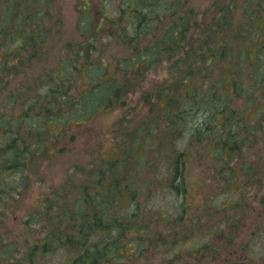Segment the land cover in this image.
Instances as JSON below:
<instances>
[{
    "label": "trees",
    "instance_id": "obj_1",
    "mask_svg": "<svg viewBox=\"0 0 264 264\" xmlns=\"http://www.w3.org/2000/svg\"><path fill=\"white\" fill-rule=\"evenodd\" d=\"M81 1L84 17L79 27L104 38L105 15L93 14L92 0ZM107 1L116 6L112 22H122L133 41L127 40L126 55L89 63L87 52L96 48L90 38L84 89L75 97L61 83L67 77L63 62L53 69L59 74L58 83L42 84L39 78L10 87L9 78L21 71L23 54L38 60L41 51L33 37L44 30L42 21L50 11L48 0H0V219L1 213L7 210L10 215L18 206L17 196L34 173V162L42 165L52 155L62 154L59 141L72 136V129L103 111L127 105L133 83L118 81V76L143 78L161 64L168 65V76L152 81L144 96L146 103L151 102L145 125L123 132L121 144L115 140L113 149L90 166L82 182L66 184L76 193L68 206L62 207L64 200L43 202L33 220L47 221V235L51 228L52 232L47 238L44 230L11 264H43L41 256L58 243L57 238L59 249L71 251L63 264H122L136 259L134 253L144 255L153 238L161 235L159 239L165 240L177 228L182 230L181 217L170 215L176 216L177 224L168 226L167 235L163 230L152 232L149 220H137L140 214L148 216L137 196L145 194L148 205L155 194L149 189L155 186L183 196L191 187L182 173L189 155L209 158L212 166H219L213 170L214 179L225 172L228 180H240L241 175L254 188L264 185V0ZM180 141L182 150L176 144ZM201 148L209 157L201 155ZM163 160L169 164L167 175L159 174ZM150 172L155 176L148 177ZM231 190L236 191L232 186ZM57 204L61 211H56ZM126 205L138 209L124 213ZM207 248L211 247L202 253ZM14 249L13 242L2 248L0 264H9ZM247 262L245 257L240 261Z\"/></svg>",
    "mask_w": 264,
    "mask_h": 264
},
{
    "label": "rangeland",
    "instance_id": "obj_2",
    "mask_svg": "<svg viewBox=\"0 0 264 264\" xmlns=\"http://www.w3.org/2000/svg\"><path fill=\"white\" fill-rule=\"evenodd\" d=\"M80 5L81 0H48L50 15L42 21L44 30L38 35L35 33L33 37L38 50L41 51L38 60L30 61V55L23 54L21 71L16 77L9 78L10 87L16 86L14 83H27L39 78L42 84L58 83L59 74L53 69L63 62L64 74L67 77H64L61 83H66L70 93L76 94L77 97L84 89L83 66L86 64L85 51L88 49L87 42L90 38L95 41L93 43L96 44V48L93 52H87L90 55L87 59L89 63H95L96 60L103 63L111 62L116 56L122 57L127 54L126 42L133 40L122 22H112L117 14L116 6L107 0L91 2L93 14L105 15L104 21L101 20L104 27L102 30L104 38H101L93 36L91 32L86 31L87 28L79 27L80 17L81 19L84 17L80 16ZM118 27L119 31L116 29ZM112 31H115L114 35ZM167 72L168 65L161 64L146 73L143 78L141 75L118 76V81L133 83L132 91L128 93L127 105L103 111L89 123L72 129L70 133L72 136L59 141V146L62 145L64 148L62 154L52 155L42 165L40 161L33 163L31 170L34 173L17 196V199H20L18 206L13 207V213L10 215L6 214L7 210L4 212L5 215L1 213L0 251L12 242L14 250L18 251L17 253L14 251V255L6 261L7 263H14L21 258L29 244L42 237L44 230L47 238L52 232L51 228L47 235L50 227L47 221L33 220L42 210L43 202L61 203L64 200L65 204L62 207L68 206L67 201L73 199L76 193L68 190L66 184L73 180L82 182L83 177L89 173L90 166L100 157H106L113 149L115 140L121 144L120 138L125 139L123 132L132 129L134 131L145 125L151 102L146 103L144 96L151 88L150 83L161 82L168 76ZM36 75L38 77H35ZM176 144L183 149L181 141ZM200 153L204 155L203 157H209L207 149L201 148ZM189 154L190 150L187 155ZM151 156L155 157L150 154L149 157ZM212 163L209 158H193L190 155L186 157V167L182 173L185 175V184L191 187L186 189L183 196H180L178 191L159 186L149 189L155 194L148 200V205L145 194L137 196L138 203L142 204L140 209L142 211L148 209V216L145 218L140 214L137 220H149L152 232L163 230L166 234L168 226L173 227L177 224L176 216L170 215L179 216V213L182 230L177 228L176 232L171 233L165 240L159 239L162 238L161 235L159 238H153L147 242L148 247L143 250L144 255L134 253L133 257L136 259L122 264H236L240 263L243 257L249 261L247 264H264V205L261 203V199L264 198V185L261 189L254 188L249 185L251 182L241 175L237 176L240 180L231 181L226 178L225 172L216 175L214 179L213 170L219 166H212ZM168 169V161L163 160L159 174L167 175ZM133 176L140 177L137 174ZM152 176H155L154 172L148 173V177ZM226 184H230L228 189L224 187ZM237 184L240 186L235 188ZM231 186L236 191H232ZM240 192L245 195L241 197ZM135 209L138 208L126 205L123 212H133ZM58 210L60 207L57 204L56 211ZM168 216L172 219L171 222L167 221ZM226 222L230 224L226 225ZM188 237L190 238L186 240ZM184 240L186 241L181 246L178 244L174 248L175 243ZM57 242L55 245H49L48 253L41 256L43 264H63L66 261V254H71L69 249L67 251L59 249L62 246L58 238ZM164 242L168 244L166 249ZM208 245L211 248H207L208 252L202 253L204 247Z\"/></svg>",
    "mask_w": 264,
    "mask_h": 264
}]
</instances>
